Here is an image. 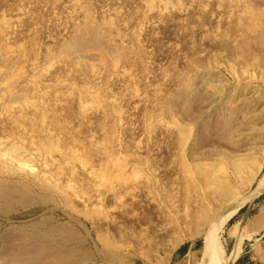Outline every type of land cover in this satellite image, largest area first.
Returning <instances> with one entry per match:
<instances>
[{"label":"rangeland","instance_id":"1","mask_svg":"<svg viewBox=\"0 0 264 264\" xmlns=\"http://www.w3.org/2000/svg\"><path fill=\"white\" fill-rule=\"evenodd\" d=\"M156 1L145 0L144 3V0L143 2L142 0L141 2L139 0H33L32 3V0H0V142L3 140L4 144L14 143L16 145L19 142V146L23 148L21 151L25 153L22 152V155L35 160L34 164L39 169L35 176H28L12 173L0 165V183H9L14 185V187L15 184L18 186L22 185L24 189H27V192L29 190L28 195L23 196V199H21L22 197H16V195L12 196L16 198L15 200L12 198L6 201L7 199L5 200L0 196V264H199L200 261L204 260L203 253L207 248L205 244L207 236L204 232L208 228L206 220L212 223L215 220V216L217 217L220 213V210L226 208L227 200L221 201L218 196V189L215 186L208 188L206 191L202 185H195L190 191L183 194L180 193L179 186L176 189L177 186L174 184V187L168 188L166 180H160L158 183L160 187L158 184L150 187V189L154 190H151L152 194L149 196L146 190L142 191L141 188L144 187V181L142 180L144 176L150 177L155 173L165 179L167 174H169V169L172 166H177L183 158H186L187 152V155L190 156L189 151L192 152L190 158L193 161L197 159L198 163L201 162L203 165L208 164V167L206 166L207 169L217 170L219 167L222 170L220 172H224L225 175L229 174L227 176L232 180L231 183H235L234 185L237 187L240 186V193L244 197L259 189L251 199L246 200L238 207L235 206V210H231L232 212L224 222L220 221L218 225L212 228L214 229V243L217 241L223 251V255L218 257L224 264H233L239 255L240 260L238 264H264V186L257 187L259 182L264 179V30L257 26V30L251 29L254 25L253 23H255V19H252L250 15L249 17L246 16V13L254 14L253 12H255L254 17L260 16V19L264 20V0H241L242 3H239L240 0H221L222 2L220 0H189V2L188 0H169L168 7L161 5L160 0L157 1L158 3ZM179 1L181 2L179 3ZM187 2L189 3L188 6H184ZM234 4H237L238 7L236 8ZM178 5L181 6L178 7ZM218 5L220 6L218 7ZM8 6L10 7L8 8ZM6 11L11 15H7ZM145 15L146 17H144ZM185 15H188V17ZM183 20L184 22H182ZM196 20L198 24H196ZM30 22L36 23L37 27L34 23ZM205 22L206 24H203ZM180 23L182 26H179ZM212 26L216 28L214 29ZM247 26L252 27L248 29ZM212 31H215V33ZM136 36L138 37L136 38ZM138 39L141 40L139 41ZM227 39L230 43L229 49L225 47ZM63 44L67 46L63 47ZM59 46H62L63 49ZM59 48L61 49L60 51ZM240 48H245L246 52L240 53L241 55L238 58L234 53L237 50L240 51ZM258 50L263 51L258 52ZM142 51H144L145 55ZM47 53L48 55H46ZM255 56L258 59L257 62L253 60ZM155 65L158 66L156 67ZM188 66L192 68L189 70ZM229 66H232L233 69H229ZM123 69L128 71L125 72ZM227 69H229V72ZM243 69L245 72L242 73ZM60 77L62 80H59ZM30 79L33 80L31 81ZM126 80L128 81L127 83ZM3 81H6V83ZM62 81H65L66 84ZM244 82L252 84L255 92H248L247 89L243 88H235L239 84H245ZM53 83L55 85L52 86ZM127 84L131 86L129 87ZM69 85L71 89H69ZM109 89L110 92L108 91ZM77 92L81 94H77ZM90 92L91 94H89ZM186 94L188 97H186ZM110 97L115 100H112ZM212 97L217 98L216 101H213L212 106H210L208 102ZM42 98H45V100ZM83 98L84 100H82ZM109 98L111 100H108ZM13 99L18 101H15V103ZM87 100L92 101L89 102ZM26 101L30 103L27 104ZM32 101H34V104H32ZM6 107L8 108L6 109ZM47 107H49L50 111L46 109ZM96 108L97 110H95ZM42 110L45 111L42 112ZM43 113L45 114L43 115ZM12 115L15 120H11ZM78 115L81 116L78 118ZM193 116L195 118L190 120ZM81 117L82 119H80ZM53 119L55 122L58 120L57 124ZM19 122L21 123L19 124ZM198 124L200 126L203 124V126L200 127ZM73 127L75 128L73 129ZM47 130L50 132H47ZM58 130L59 133H56ZM94 130L96 132H93ZM85 131L86 135L84 134ZM69 132L71 133L70 135ZM3 135L4 139H2ZM91 135H94L95 139L91 138ZM180 135L181 137L183 135L186 139L183 137L181 139ZM47 136L52 140H57L58 151L48 149V146H45L50 140ZM53 137L56 139H53ZM22 138L24 141H22ZM183 139L186 142H183ZM78 140L80 141L78 142ZM134 142L137 143L135 144ZM181 142L185 143V145L181 144ZM100 143L102 144L100 145ZM124 144L125 146L123 147ZM182 145L183 148L181 149ZM38 146L41 150L43 148L44 152L50 150L54 153L49 151V154L46 155L47 152L38 151ZM158 147L159 149H157ZM82 148L87 149L84 150ZM25 149L28 151L25 152ZM62 149L63 153L61 152ZM95 149L97 150L95 151ZM34 151L39 154H36ZM40 154H43L45 159ZM80 154L83 156L81 157ZM43 159H47L46 161L49 163L47 166H42ZM122 159H125V161ZM191 159H187L190 165L197 163L196 161L191 162ZM237 162L249 166L247 169H254L256 171L254 177L245 179L244 175L246 173L243 172L245 174L240 173L241 176L235 180L232 179L235 178L233 177L235 175L234 169H237L233 165H236ZM153 163L155 164L153 165ZM134 164L135 167L133 168ZM211 164H213V167ZM140 165L141 167H138ZM203 165L201 166L199 163L198 168H203ZM135 168L140 172L142 171L138 179H134L133 174L130 177L128 176ZM151 169L153 170L151 171ZM103 170L104 173H102ZM114 170H122V174L128 173V175L124 174L128 176L127 182H119L116 178L112 180V171ZM40 172H45V174H41ZM87 172L89 173L87 174ZM171 172L173 171L171 170L170 174H172ZM91 173L97 175V177H91ZM46 174L48 175L46 176ZM108 176H111V180H108ZM100 177H103L102 179L106 181L103 180L101 183L102 179ZM258 179L261 181H258ZM111 181L113 184H111ZM67 183L69 184L68 187ZM103 185L106 189L102 187ZM120 186L123 188L121 187L120 189ZM161 186L162 189L164 188V191L161 189ZM111 191H113L114 195ZM141 191L143 195L139 197L144 202L139 205L137 197ZM13 192L18 194L17 191ZM42 194L46 197L44 198ZM181 195H184V197ZM41 198H43V201ZM170 199L172 200L170 201ZM235 200L236 198L231 199L228 203H232ZM111 201L115 205V208ZM95 204L97 205L95 206ZM95 208L101 211L98 212ZM126 209L128 212H126ZM117 213L120 214L118 215ZM129 223L132 227H130ZM122 224L125 226H122ZM119 228L122 229L120 230ZM135 228H138L139 231L137 229L135 231ZM60 231H62V234ZM191 232L194 235L189 238L188 234H192ZM148 234L149 236H147ZM62 238H64L63 241L65 239L66 241L63 242ZM176 238H180V241L177 242ZM54 243H60L61 245L58 246V244L55 245ZM55 246H62L63 248H56V252ZM65 247H68V249ZM12 253L14 254V259L11 257ZM21 258L23 262L20 260Z\"/></svg>","mask_w":264,"mask_h":264},{"label":"bare ground","instance_id":"2","mask_svg":"<svg viewBox=\"0 0 264 264\" xmlns=\"http://www.w3.org/2000/svg\"><path fill=\"white\" fill-rule=\"evenodd\" d=\"M43 1V0H42ZM140 2H141V0H139ZM150 1V0H149ZM153 1V0H152ZM158 1V0H157ZM156 1V2H157ZM221 1V0H220ZM227 1V0H226ZM225 1V2H226ZM5 2V1H4ZM7 2V1H6ZM19 2H21V1H19ZM46 2V1H45ZM132 2V1H131ZM139 2V3H140ZM142 2H143V0H142ZM181 1H179V3H180ZM183 2V1H182ZM188 2H189V0H188ZM187 2V4L186 5H184V6H188V3ZM216 2V1H215ZM222 2V1H221ZM32 3H33V0H32ZM37 3V2H36ZM42 3V2H41ZM129 3V2H128ZM144 3H145V0H144ZM158 3V2H157ZM157 3H155V4H157ZM175 3V2H174ZM178 3V2H177ZM184 3V2H183ZM197 3H198V1H197ZM199 3H200V1H199ZM204 3H205V1H204ZM230 3V2H229ZM234 3V2H233ZM239 3H242L241 2V0H240V2ZM5 4V3H4ZM29 4V3H28ZM44 4V3H43ZM110 4V3H109ZM113 4V3H112ZM121 4H122V2H121ZM120 4V5H121ZM160 4L161 5H163L164 7H168V5H169V0L167 1V0H160ZM171 4H173L172 2H171ZM228 4V3H227ZM244 4V3H243ZM249 4V3H248ZM13 5V4H12ZM22 5V4H21ZM20 5V6H21ZM31 5H33V4H31ZM103 5V4H102ZM117 5V4H116ZM136 5V4H135ZM140 5V4H139ZM146 5H148V4H146ZM200 5H201V3H200ZM223 5V4H222ZM235 6H236V8L238 7V5L237 4H234ZM19 6V7H20ZM26 5H25V3H24V7H25ZM113 6V5H112ZM137 6V5H136ZM163 6H161L162 8H163ZM175 6V5H174ZM179 6H181V5H178V7ZM220 5H218V7H219ZM227 6V5H226ZM228 6H229V4H228ZM261 6V5H260ZM10 6H8V8H9ZM15 7H16V5H15ZM30 7V6H29ZM138 7V6H137ZM146 7V6H145ZM150 7H151V5H150ZM190 7V6H189ZM191 7H193V6H191ZM208 7V6H207ZM233 7V6H232ZM14 8V7H13ZM147 8V7H146ZM173 8V7H172ZM182 8V7H181ZM6 9H7V7H6ZM5 9V10H6ZM40 9V8H39ZM125 9H126V7H125ZM184 9H186V8H184ZM196 9V8H195ZM202 9V8H201ZM200 9V10H201ZM230 9V8H229ZM19 10V9H18ZM20 10H21V8H20ZM23 10V9H22ZM29 10V9H28ZM135 10V9H134ZM150 10V9H149ZM153 10H154V8H153ZM158 10V9H157ZM156 10V11H157ZM160 10H162V9H160ZM168 10V9H167ZM232 10V9H231ZM259 10V9H258ZM12 11V10H11ZM30 11V10H29ZM35 11V10H34ZM138 11V10H137ZM144 11V10H143ZM179 11V10H178ZM249 11V10H248ZM1 12V11H0ZM26 12H27V10H26ZM26 12H25V14H26ZM201 12V11H200ZM244 12V11H243ZM6 13H7V11H6ZM22 13V12H21ZM103 13V12H102ZM198 13V12H197ZM228 13H231V12H228ZM254 14H255V12H253ZM144 14V13H143ZM146 14V13H145ZM180 14V13H179ZM227 14V13H226ZM240 14H242V13H240ZM239 14V15H240ZM254 14H249V13H246V16H248L249 17V15H250V17H252V19L254 18L255 19V23H253L254 25H253V27L252 26H250V27H252L251 29H256V26L257 27H261V28H263V30H264V20H262V19H260V16L259 17H254L253 15ZM260 14V13H259ZM1 15V14H0ZM3 15V14H2ZM7 15H11V14H8L7 13ZM104 15V14H103ZM117 15V14H116ZM115 15V16H116ZM120 15V14H119ZM118 15V16H119ZM159 15V14H158ZM171 15V14H170ZM201 15V14H200ZM229 15V14H228ZM256 15H257V13H256ZM263 15V14H262ZM186 16V15H185ZM196 16H198L197 14H196ZM202 16V15H201ZM222 16V15H221ZM258 16V15H257ZM6 17V16H5ZM22 17V16H21ZM25 17V16H24ZM122 17V16H121ZM144 17H146V15L144 16ZM144 17H142V18H144ZM178 17V16H177ZM186 17H188V15L186 16ZM199 17V16H198ZM226 17H227V15H226ZM26 18V17H25ZM113 18H115V17H113ZM134 18V17H133ZM152 18V17H151ZM170 18V17H169ZM181 18V17H180ZM218 18V17H217ZM24 19V18H23ZM146 19V18H145ZM166 19V18H165ZM212 19V18H211ZM216 19V18H215ZM214 19V20H215ZM240 19V18H239ZM249 19V18H248ZM112 20H114V19H112ZM116 20H118V19H116ZM157 20V19H156ZM188 20H190V19H188ZM9 21V20H8ZM25 21V20H24ZM28 21H29V19H28ZM133 21V20H132ZM131 21V22H132ZM211 21V20H210ZM3 22V21H2ZM35 22V21H34ZM34 22H30V23H34ZM115 22V21H114ZM139 22H141L140 20H139ZM142 22H143V20H142ZM180 22H181V20H180ZM182 22H184V20L182 21ZM187 22V21H186ZM196 22V24H198L197 23V20L195 21ZM201 22V21H200ZM209 22V21H208ZM236 22V21H235ZM253 22V21H252ZM251 22V23H252ZM1 23V22H0ZM4 23V22H3ZM27 23V22H26ZM107 23H108V21H107ZM162 23V22H161ZM173 23V22H172ZM193 23V22H192ZM210 23V22H209ZM21 24V23H20ZM19 24V25H20ZM25 24V23H24ZM28 24V23H27ZM35 24V26H36V23H34ZM116 24V23H115ZM140 24H142V23H140ZM167 24H170V23H167ZM175 24V23H174ZM186 24V23H185ZM203 24H206V22L205 23H203ZM261 24H263V25H261ZM105 25V24H104ZM123 25V24H122ZM143 25V24H142ZM201 25H202V23H201ZM213 25V24H212ZM216 25H217V22H216ZM237 25V24H236ZM6 26V25H5ZM5 26H3V27H5ZM26 26V25H25ZM126 26V25H125ZM179 26H182L181 25V23H180V25ZM205 26V25H204ZM239 26V25H238ZM37 27V26H36ZM198 27V26H197ZM196 27V28H197ZM225 27V26H224ZM228 27V26H227ZM240 27V26H239ZM248 27V29H250V27L249 26H247ZM29 28V27H28ZM125 28H127V27H125ZM133 28H134V26H133ZM212 28H214L213 26H212ZM216 28V27H215ZM214 28V29H215ZM246 28V27H245ZM260 28V29H261ZM145 29V28H144ZM189 29H190V26H189ZM204 29V28H203ZM220 29V28H219ZM1 30V29H0ZM21 30V29H20ZM77 30V29H76ZM180 30V29H179ZM178 30V31H179ZM185 30H187L186 28H185ZM197 30V29H196ZM212 30V29H211ZM241 30V29H240ZM246 30V29H245ZM244 30V31H245ZM257 30V29H256ZM132 31V30H131ZM228 31V30H227ZM226 31V32H227ZM244 31H242V32H244ZM250 31V30H249ZM134 32V31H133ZM136 32V31H135ZM191 32V31H190ZM213 32V31H212ZM224 32V31H223ZM235 32V31H234ZM237 32H238V30H237ZM240 32V31H239ZM253 32H254V30H253ZM137 33V32H136ZM179 33V32H178ZM186 33V32H185ZM192 33V32H191ZM213 33H215V31L213 32ZM222 33V32H221ZM249 33H252V32H249ZM256 33V32H255ZM16 34V33H15ZM21 34V33H20ZM80 34V33H79ZM183 34H184V32H183ZM203 34V33H202ZM217 34V33H216ZM236 34V33H235ZM72 35V34H71ZM120 35V34H119ZM169 35H171V34H169ZM189 35V34H188ZM218 35V34H217ZM232 35V34H231ZM237 35H238V33H237ZM251 35V34H250ZM253 35V34H252ZM259 35V34H258ZM15 36V35H14ZM49 36V35H48ZM100 36V35H99ZM116 36H118V35H116ZM134 36V35H133ZM138 36H139V34H138ZM138 36H136V38L138 37ZM165 36V35H164ZM167 36V35H166ZM198 36H200V35H198ZM255 36V35H254ZM119 37V36H118ZM170 37V36H169ZM192 37V36H191ZM215 37V36H214ZM220 37H221V35H220ZM239 37V36H238ZM253 37V36H252ZM260 37V36H259ZM93 38V37H92ZM224 38V37H223ZM228 38V37H227ZM240 38V37H239ZM257 38V37H256ZM94 39V38H93ZM182 39H184V38H182ZM187 39H189V38H187ZM200 39V38H199ZM213 39V38H212ZM231 39H233L232 37H231ZM230 39V40H231ZM258 39V38H257ZM256 39V40H257ZM11 40V39H10ZM139 40V39H138ZM141 40V39H140ZM139 40V41H140ZM201 40V39H200ZM221 40V39H220ZM255 40V39H254ZM86 41V40H85ZM138 41V42H139ZM162 41H164V40H162ZM160 42V41H159ZM64 43V42H63ZM104 43V42H103ZM141 43V42H140ZM147 43H148V41H147ZM189 43V42H188ZM192 43V42H191ZM232 43H234V42H232ZM236 43V42H235ZM62 44V43H61ZM136 44V43H135ZM237 44H239V43H237ZM7 45V44H6ZM70 45V44H69ZM155 45V44H154ZM158 45V44H157ZM157 45H156V47H157ZM192 45V44H191ZM204 45V44H203ZM67 46V45H66ZM66 46H64V44H63V47H66ZM190 46V45H189ZM229 46H230V43H229V40L227 39V42H226V48L227 49H229ZM10 47V46H9ZM12 47V46H11ZM59 47H61V49H63V47L62 46H59ZM124 47V46H123ZM176 47V46H175ZM174 47V48H175ZM203 47V46H202ZM240 47V46H239ZM242 48H243V46H241ZM101 48V47H100ZM114 48V47H113ZM147 48V47H146ZM247 48H249V46H247ZM60 48H59V51L61 50ZM112 49V48H111ZM119 49V48H118ZM122 49V48H121ZM130 49V48H129ZM144 49V48H143ZM191 49V48H190ZM194 49V48H193ZM201 49V48H200ZM233 49V48H232ZM237 49V48H236ZM241 49V48H240ZM245 49V48H244ZM244 49H241L240 51H236V53H234L237 57L239 56V55H241L240 53H245L246 52V50H244ZM252 49V48H251ZM250 49V50H251ZM5 50V49H4ZM78 50V49H77ZM85 50H86V48H85ZM103 50H104V48H103ZM202 50V49H201ZM206 50V49H205ZM217 50H219V49H217ZM231 50V49H230ZM249 50V51H250ZM68 51H69V49H68ZM80 51V50H79ZM106 51V50H105ZM113 51V50H112ZM118 51H120V50H118ZM156 51V50H155ZM185 51V50H184ZM214 51V50H213ZM223 51V50H222ZM248 51V50H247ZM254 51V50H253ZM261 51V50H260ZM259 50H258V52H260ZM263 51V50H262ZM261 51V52H262ZM67 52V51H66ZM81 52V51H80ZM143 52V54H144V51H142ZM142 52H141V54H142ZM217 52V51H216ZM215 52V53H216ZM220 52V51H219ZM255 52V51H254ZM77 53V52H76ZM149 53H150V51H149ZM173 53V52H172ZM187 53V52H186ZM211 53H212V50H211ZM59 54V53H58ZM115 54V53H114ZM139 54V53H138ZM248 54V53H247ZM246 54V55H247ZM250 54V53H249ZM252 54V53H251ZM46 55H48V53L46 54ZM50 55V54H49ZM93 55V54H92ZM145 55V54H144ZM143 55V56H144ZM149 55H151V54H149ZM148 55V56H149ZM181 55V54H180ZM188 55V54H187ZM195 55H196V52H195ZM204 55H205V53H204ZM212 55V54H211ZM17 56V55H16ZM53 56H55V55H53ZM86 56V55H85ZM112 56H113V54H112ZM111 56V57H112ZM142 56V55H141ZM176 56V55H175ZM178 56V55H177ZM220 56V55H219ZM252 56V55H251ZM46 57V56H45ZM91 57V56H90ZM159 57V56H158ZM190 57V56H189ZM218 57V56H217ZM236 57V58H237ZM24 58V57H23ZM48 58V57H47ZM56 58H58V57H56ZM113 58V57H112ZM111 58V59H112ZM177 58V57H176ZM191 58V57H190ZM214 58V57H213ZM239 58V57H238ZM241 58V57H240ZM255 59H253L254 61H258V59L256 58V56L254 57ZM21 59V58H20ZM49 59H50V57H49ZM61 59V58H60ZM85 59V58H84ZM89 59V58H88ZM92 59V58H91ZM99 59V58H98ZM98 59H95V60H98ZM141 59H142V57H141ZM187 59V58H186ZM235 59V58H234ZM12 60V59H11ZM164 60V59H163ZM170 60V59H169ZM201 60V59H200ZM206 60V59H205ZM245 60V59H244ZM43 61V60H42ZM46 61V60H45ZM82 61V60H81ZM99 61V60H98ZM199 61V60H198ZM226 61V60H225ZM51 62H52V60H51ZM88 62V61H87ZM94 62H96V61H94ZM112 62V61H111ZM142 62H143V60H142ZM152 62V61H151ZM169 62V61H168ZM183 62H185V61H183ZM188 62V61H187ZM206 62V61H205ZM54 63V62H53ZM144 63H146L145 61H144ZM149 63V62H148ZM189 63V62H188ZM207 63V62H206ZM227 63V62H226ZM230 63V62H229ZM235 63V62H234ZM260 63V62H259ZM14 64V63H13ZM89 64V63H88ZM150 64V63H149ZM236 65H237V63H235ZM34 65V64H33ZM47 65H50V64H47ZM46 65V66H47ZM117 65V64H116ZM145 65V64H144ZM148 65V64H147ZM229 65V64H228ZM238 65H241V64H238ZM38 66V65H37ZM52 66V65H51ZM114 66V65H113ZM156 66V65H155ZM158 66V65H157ZM156 66V67H157ZM190 66V65H189ZM188 66V67H189ZM244 66V65H243ZM242 66V67H243ZM14 67V66H13ZM31 67V66H30ZM49 67V66H48ZM78 67V66H77ZM154 67V66H153ZM162 67V66H161ZM171 67H173V66H171ZM187 67V68H188ZM208 67H209V65H208ZM47 68V67H46ZM192 67H189L188 69L190 70ZM198 68V67H197ZM206 68V67H205ZM229 69H233V67L232 66H229L228 67ZM245 68V67H244ZM22 69V68H21ZM32 69H33V67H32ZM120 69V68H119ZM130 69H132V68H130ZM200 69V68H199ZM202 69V68H201ZM229 69H227V71L229 70ZM236 69V68H235ZM239 69V68H238ZM259 69V68H258ZM264 69V68H263ZM2 70V69H1ZM11 70V69H10ZM55 70V69H54ZM122 70V69H121ZM124 70V69H123ZM147 70V69H146ZM163 70V69H162ZM175 70V69H174ZM185 70V69H184ZM183 70V71H184ZM189 70H188V72H189ZM209 70V69H208ZM125 71V70H124ZM126 71H128V70H126ZM125 71V72H126ZM177 71V70H176ZM205 71H206V69H205ZM259 71V70H258ZM263 71V70H262ZM12 72V71H11ZM47 72V71H46ZM58 72V71H57ZM151 72V71H150ZM155 72V71H154ZM167 72V71H166ZM169 72H171V70H169ZM168 72V73H169ZM229 72V71H228ZM234 72V71H233ZM239 72H240V70H239ZM243 72H245L244 71V69H243V71H242V73ZM5 73H7V72H5ZM61 73V72H60ZM129 73V72H128ZM164 73V72H163ZM175 73V72H174ZM173 73V74H174ZM195 73V72H194ZM241 73V74H242ZM63 74V73H62ZM126 74V73H125ZM183 74H185V73H183ZM235 74V73H234ZM239 74V73H238ZM246 75H248L247 73H245ZM36 75H38V74H36ZM35 75V76H36ZM40 75V74H39ZM57 75H58V73H57ZM56 75V76H57ZM61 75V74H60ZM127 75V74H126ZM161 75V74H160ZM193 75V74H192ZM233 75V74H232ZM252 75V74H251ZM3 76V75H2ZM18 76V75H17ZM20 76V75H19ZM32 76V75H31ZM53 76V75H52ZM63 76V75H62ZM61 76V77H62ZM129 76V75H128ZM131 76V75H130ZM163 76V75H162ZM188 76V75H187ZM239 76V75H238ZM241 76V75H240ZM13 77V76H12ZM60 77V78H61ZM161 77V76H160ZM37 78V77H36ZM54 78H55V76H54ZM54 78H53V80H54ZM57 78H58V76H57ZM59 78V80H62V78L60 79ZM234 78V77H233ZM236 78H238V77H236ZM246 78V77H245ZM251 78V77H250ZM1 79V78H0ZM26 79V78H25ZM127 79V78H126ZM164 79V78H163ZM8 80V79H7ZM31 80V79H30ZM29 80V81H30ZM33 80V79H32ZM31 80V81H32ZM52 80V79H51ZM58 80V79H57ZM56 80V81H57ZM123 80V79H122ZM121 80V81H122ZM146 80V79H145ZM151 80V79H150ZM176 80V79H175ZM234 80H235V78H234ZM237 80V79H236ZM239 80V79H238ZM247 80V79H246ZM263 80V79H262ZM11 81V80H10ZM55 81V82H56ZM70 81V80H69ZM251 81V80H250ZM4 82V81H3ZM54 82V83H55ZM58 82V81H57ZM61 82V81H60ZM63 82V81H62ZM128 81L126 80V83H127ZM199 82H200V80H199ZM240 82V81H239ZM249 82V81H248ZM258 82V81H257ZM4 83H6V81L4 82ZM25 83V82H24ZM36 83V82H35ZM52 84V86L53 85H55V84ZM63 83H65V81L63 82ZM120 83V82H119ZM123 83V82H122ZM174 83H176V82H174ZM215 83V82H214ZM237 83V82H236ZM245 83V82H244ZM40 84H41V82H40ZM39 84V85H40ZM45 84H47V83H45ZM61 84V83H60ZM66 84V83H65ZM68 84V83H67ZM72 84V83H71ZM125 84V83H124ZM123 84V85H124ZM213 84V83H212ZM42 85V84H41ZM51 85V84H50ZM59 85V84H58ZM64 85V84H63ZM126 85V84H125ZM124 85V86H125ZM128 86H129V84H127ZM154 85H155V83H154ZM159 85H160V83H159ZM234 85V84H233ZM11 86V85H10ZM13 86V85H12ZM70 86V85H69ZM82 86V85H81ZM117 86V85H116ZM119 86V85H118ZM131 86V85H130ZM129 86V87H130ZM134 86V85H133ZM209 86V85H208ZM216 86V85H215ZM236 86V85H235ZM48 87V86H47ZM64 87H65V85H64ZM111 87V86H110ZM123 87V86H122ZM127 87V86H126ZM135 87V86H134ZM160 87V86H159ZM40 88V87H39ZM61 88V87H60ZM67 88V87H66ZM78 88V87H77ZM177 88V87H176ZM223 88V87H222ZM235 88H243V89H247L248 90V92H255L254 91V86H252V84L250 85V84H239L237 87H235ZM7 89V88H6ZM63 89H65V88H63ZM69 89H71V86H70V88ZM81 89H83V88H81ZM95 89V88H94ZM126 89V88H125ZM154 89H155V87H154ZM25 90V89H24ZM30 90V89H29ZM58 90V89H57ZM76 90H79V89H76ZM128 90H129V88H128ZM217 90V89H216ZM63 91V90H62ZM69 91V90H68ZM82 91V90H81ZM107 91V90H106ZM109 92H110V89L108 90ZM182 91V90H181ZM41 92V91H40ZM83 92V91H82ZM85 92V91H84ZM177 92V91H176ZM236 92V91H235ZM4 93V92H3ZM39 93V92H38ZM47 93V92H46ZM56 93H57V91H56ZM68 93H70V92H68ZM79 92H77V94H78ZM86 93V92H85ZM96 93V92H95ZM112 93V92H111ZM181 93V92H180ZM34 94V93H33ZM79 94H81V93H79ZM84 94V93H83ZM89 94H91V92L89 93ZM208 94V93H207ZM41 95V94H40ZM63 95V94H62ZM113 95V94H112ZM115 95H116V93H115ZM114 95V96H115ZM194 95V94H193ZM240 95V94H239ZM245 95V94H244ZM2 96V95H1ZM76 96V95H75ZM108 96V95H107ZM135 96V95H134ZM77 97V96H76ZM78 97H80V96H78ZM84 97H85V95H84ZM182 97V96H181ZM186 97H188L187 96V94H186ZM229 97V96H228ZM29 98V97H28ZM70 98H72V97H70ZM87 98V97H86ZM111 98V97H110ZM108 99V100H111V99ZM201 98V97H200ZM216 98L217 97H212L211 99H209L210 101L208 102V103H210L209 105L210 106H212V104H213V101H216ZM8 99V98H7ZM43 99V98H42ZM80 99V98H79ZM78 99V100H79ZM187 99V98H186ZM14 100V99H13ZM38 100V99H37ZM43 100H45V98L43 99ZM47 100V99H46ZM68 100V99H67ZM82 100H84V98L82 99ZM81 100V101H82ZM112 100H115L114 98L112 99ZM9 101V100H8ZM16 100H14V102H15ZM18 101V100H17ZM16 101V102H17ZM21 101V100H20ZM42 101V100H41ZM40 101V102H41ZM60 101V100H59ZM87 101H89V100H87ZM86 101V102H87ZM90 101H92V100H90ZM89 101V102H90ZM132 101V100H131ZM169 101V100H168ZM235 101V100H234ZM5 102V101H4ZM10 103H12L11 101H9ZM9 102H7L8 104H9ZM15 102V103H16ZM27 102V101H26ZM37 102V101H36ZM57 102V101H56ZM61 102V101H60ZM79 102V101H78ZM115 102V101H114ZM128 102V101H127ZM222 102V101H221ZM253 102V101H252ZM6 103V102H5ZM28 103H30V102H27V104ZM69 103H70V101H69ZM74 103V102H73ZM93 103H94V101H93ZM92 103V104H93ZM116 103V102H115ZM233 103V102H232ZM3 104V103H2ZM8 104H6V105H8ZM20 104H22V103H20ZM20 104H18V105H20ZM32 104H34V101H32ZM44 104V103H43ZM83 104V103H82ZM84 104H86V103H84ZM90 104V103H89ZM111 104H113V103H111ZM126 104V103H125ZM216 104V103H215ZM224 104V103H223ZM227 104V103H226ZM249 104V103H248ZM251 104V103H250ZM17 105V104H16ZM36 105V104H35ZM47 105V104H46ZM62 105V104H61ZM64 105V104H63ZM128 105H129V103H128ZM139 105V104H138ZM5 106V105H4ZM44 106V105H43ZM48 106H50V105H48ZM83 106V105H82ZM81 106V107H82ZM90 106V105H89ZM134 106V105H133ZM136 106V105H135ZM228 106V105H227ZM236 106V105H235ZM8 107H9V105H8ZM8 107H6V109L8 108ZM19 107H21V106H19ZM18 107V108H19ZM26 107V106H25ZM33 107V106H32ZM60 107V106H59ZM64 107V106H63ZM78 107V106H77ZM91 107V106H90ZM96 107V106H95ZM112 107V106H111ZM116 107V106H115ZM114 107V108H115ZM122 107V106H121ZM229 107V106H228ZM35 108V107H34ZM49 107H47L46 109H48ZM56 108V107H55ZM58 108V107H57ZM80 108V107H79ZM94 108V107H93ZM113 108V109H114ZM119 108V107H118ZM118 108H116L117 110H118ZM124 108H126V107H124ZM3 109V108H2ZM45 109V110H46ZM82 109V108H81ZM85 109V108H84ZM89 109V108H88ZM87 109V110H88ZM115 109V110H116ZM132 109V108H131ZM174 109V108H173ZM37 110H38V108H37ZM44 110V111H45ZM49 111H50V109H48ZM74 110V109H73ZM86 110V111H87ZM95 110H97V108L95 109ZM128 110V109H127ZM226 110V109H225ZM225 110H224V112H225ZM34 111V110H33ZM39 111V110H38ZM43 110H42V112H44ZM47 111V110H46ZM59 111V110H58ZM79 111V110H78ZM119 111V110H118ZM129 111V110H128ZM181 111V110H180ZM206 111V110H205ZM205 111H203L204 113H205ZM215 111V110H214ZM2 112V111H1ZM8 112H9V110H8ZM7 112V113H8ZM11 112V111H10ZM35 112V111H34ZM40 112V111H39ZM41 112V113H42ZM53 112V111H52ZM120 112H121V110H120ZM223 112V113H224ZM254 112V111H253ZM6 113V112H5ZM25 113V112H24ZM46 113V112H45ZM45 113H43V115L45 114ZM69 113V112H68ZM74 113V112H73ZM89 113V112H88ZM95 113V112H94ZM126 113V112H125ZM125 113H124V115H125ZM185 113V112H184ZM214 113V112H213ZM228 113V112H227ZM36 114V113H35ZM34 114V115H35ZM39 114V113H38ZM122 114H123V112H122ZM127 114V113H126ZM131 114H132V112H131ZM136 114V113H135ZM134 114V115H135ZM199 114V113H198ZM201 114V113H200ZM1 115V114H0ZM5 115V114H4ZM26 115V114H25ZM33 115V114H32ZM63 115V114H62ZM73 115V114H72ZM76 115V114H75ZM90 115V114H89ZM97 115V114H96ZM121 115V114H120ZM119 115V116H120ZM141 115V114H140ZM211 115H213V114H211ZM210 115V116H211ZM245 115V114H244ZM24 116V115H23ZM31 116V115H30ZM37 116V115H36ZM40 116V115H39ZM47 116H48V114H47ZM46 116V118H48ZM55 116V115H54ZM79 116H81V115H78V118H79ZM83 116V115H82ZM199 116V115H198ZM229 116H231V115H229ZM9 117H10V115H9ZM12 118H11V120L13 119V120H15L14 118H13V115L11 116ZM43 117V116H42ZM51 117V116H50ZM56 117V116H55ZM68 117V116H67ZM74 117V116H73ZM121 117V116H120ZM133 117V116H132ZM172 117V116H171ZM200 117V116H199ZM32 118V117H31ZM39 118V117H38ZM44 118V117H43ZM42 118V119H43ZM70 118V117H69ZM85 118V117H84ZM100 118V117H99ZM134 118V117H133ZM178 118V117H177ZM195 117L193 116V118L192 119H190V120H193ZM197 118V117H196ZM209 118V117H208ZM6 119V118H5ZM4 119V120H5ZM26 119H27V117H26ZM34 119V118H33ZM80 119H82V117L80 118ZM91 119V118H90ZM89 119V120H90ZM207 119V118H206ZM21 120H22V118H21ZM36 120V119H35ZM50 120V119H49ZM121 120H123L122 118H121ZM7 121V120H6ZM18 121V120H17ZM33 121V120H32ZM40 121V120H39ZM43 121V120H42ZM51 121V120H50ZM53 121H54V119H53ZM58 121V120H57ZM56 121V122H57ZM78 121V120H77ZM119 121V120H118ZM206 121V120H205ZM52 122V121H51ZM55 122V121H54ZM55 122V123H56ZM74 122V121H73ZM93 122V121H92ZM100 122V121H99ZM120 122V121H119ZM154 122V121H153ZM207 122H208V120H207ZM206 122V123H207ZM210 122V121H209ZM1 123V122H0ZM12 123V122H11ZM18 123V122H17ZM21 122H19V124H20ZM26 123V122H25ZM49 123V122H48ZM225 123V122H224ZM52 124H53V122H52ZM51 124V125H52ZM57 124V123H56ZM132 124V123H131ZM154 124V123H153ZM50 125V124H49ZM78 125V124H77ZM135 125V124H134ZM137 125V124H136ZM155 125V124H154ZM158 125V124H157ZM156 125V126H157ZM166 125V124H165ZM18 126V125H17ZM22 126H23V124H22ZM24 126H25V124H24ZM26 126H27V123H26ZM25 126V127H26ZM54 126V125H53ZM60 126V125H59ZM73 126V125H72ZM83 126V125H82ZM91 126H93V125H91ZM97 126V125H96ZM96 126H95V130H96ZM120 126H121V124H120ZM152 126V125H151ZM198 126H200L199 124H198ZM202 126H203V124H202ZM202 126H200V127H202ZM4 127V126H3ZM15 127V126H14ZM41 127V126H40ZM62 127V126H61ZM85 127V126H84ZM100 127V126H99ZM105 127H106V125H105ZM154 127V126H153ZM158 127V126H157ZM168 127V126H167ZM196 127H197V125H196ZM2 128V127H1ZM13 128V127H12ZM23 128V127H22ZM38 128V127H37ZM51 128V127H50ZM53 128V127H52ZM64 128V127H63ZM70 128H72V127H70ZM75 127H73V129H74ZM83 128V127H82ZM87 128V127H86ZM85 128V129H86ZM89 128V127H88ZM136 128V127H135ZM155 128V127H154ZM161 128H163V127H161ZM187 128H189V127H187ZM232 128V127H231ZM4 129H5V127H4ZM25 129V128H24ZM59 129H60V127H59ZM81 129V128H80ZM94 129V128H93ZM153 129V128H152ZM33 130V129H32ZM31 130V131H32ZM43 130V129H42ZM51 130V129H50ZM67 130V129H66ZM65 130V131H66ZM77 130V129H76ZM93 131V132H96V131ZM107 130V129H106ZM116 130V129H115ZM157 130V129H156ZM5 131V130H4ZM3 131V132H4ZM12 131V130H11ZM16 131V130H15ZM21 131H22V129H21ZM29 131V130H28ZM49 130H47V132H48ZM61 131V130H60ZM68 131V130H67ZM66 131V133H68ZM73 131V130H72ZM117 131V130H116ZM137 131V130H136ZM165 131V130H164ZM167 131V130H166ZM173 131V130H172ZM183 131H184V129H183ZM206 131H208V130H206ZM225 131V130H224ZM2 132V133H3ZM33 132V131H32ZM38 132V131H37ZM41 132V131H40ZM43 132V131H42ZM50 132V131H49ZM52 132V131H51ZM107 132V131H106ZM131 132H132V129H131ZM185 132H186V130H185ZM226 132V131H225ZM232 132V131H231ZM5 133V132H4ZM56 133H59V130H58V132H56ZM75 133H77L76 131H75ZM90 133H92V132H90ZM171 133V132H170ZM1 134V133H0ZM20 134V133H19ZM31 135H32V133H30ZM46 134V133H45ZM51 134V133H50ZM71 133L69 132V135H70ZM85 135H86V131H85V133H84ZM88 134V133H87ZM118 134H120V133H118ZM117 134V135H118ZM150 134V133H149ZM230 134H232V133H230ZM229 134V135H230ZM34 135V134H33ZM80 135H82L81 133H80ZM237 135V134H236ZM19 136V135H18ZM21 136V135H20ZM36 136V135H35ZM34 136V137H35ZM41 136V135H40ZM58 136V135H57ZM72 136V135H71ZM77 136V135H76ZM113 136V135H112ZM133 136V135H132ZM171 136V135H170ZM172 136H173V134H172ZM176 136H177V134H176ZM204 136V135H203ZM8 137V136H7ZM30 137V136H29ZM28 137V138H29ZM43 137V136H42ZM41 137V138H42ZM50 137V136H49ZM80 137V136H79ZM94 138V135L92 136L91 135V138ZM105 137V136H104ZM110 137V136H109ZM174 137V136H173ZM180 137H181V135H180ZM182 137H183V135H182ZM182 137H181V139H182ZM18 138V137H17ZM27 138V139H28ZM36 138V137H35ZM37 138H39L38 136H37ZM47 138H48V136H47ZM55 137H53V139H54ZM58 138H59V136H58ZM71 138V137H70ZM83 138H84V136H83ZM106 138V137H105ZM118 138V137H117ZM120 138V137H119ZM155 138V137H154ZM171 138V137H170ZM184 138V137H183ZM2 139H4V135H3V138ZM48 139H50V138H48ZM56 139V138H55ZM77 139V138H76ZM79 139V138H78ZM86 139V138H85ZM84 139V140H85ZM95 139V138H94ZM152 139V138H151ZM177 139L179 140V138H178V136H177ZM184 139H186V138H184ZM183 139V142L185 141L186 142V140H184ZM16 140V139H15ZM30 140H31V138H30ZM42 140V139H41ZM118 140V139H117ZM148 140V139H147ZM150 140V139H149ZM155 140V139H154ZM161 140V139H160ZM178 140H177V142H178ZM223 140H224V138H223ZM3 141V140H2ZM0 142V146L2 147H0V165H2L5 169H8V170H10L12 173H16V174H20V175H28V176H35V174L36 173H38V171H39V169L37 168V166H36V164H34V161L35 160H32L30 157H25V156H23L22 155V152L23 151H21V149H23L21 146H19L20 145V143L18 142V145H16V144H4L3 142ZM8 141V140H7ZM10 141V140H9ZM17 141V140H16ZM18 141H20L19 139H18ZM22 141H24L23 140V138H22ZM21 141V142H22ZM39 141V140H38ZM80 140H78V142H79ZM108 141V140H107ZM138 141V140H137ZM4 142H5V140H4ZM15 142V141H14ZM66 142V141H65ZM76 142H77V140H76ZM84 142V141H83ZM91 142V141H90ZM118 142V141H117ZM120 142V141H119ZM146 142V141H145ZM157 142V141H156ZM183 142H181V144H183ZM6 143V142H5ZM10 143H12V142H10ZM22 143H24V142H22ZM41 143V142H40ZM57 140H52V139H50L49 141H48V144H46L45 146H48V149H54L55 151H58V145H57ZM92 143V142H91ZM135 143V142H134ZM137 143V142H136ZM135 143V144H136ZM149 143V142H148ZM147 143V144H148ZM159 143V142H158ZM217 143V142H216ZM263 143V142H262ZM38 144V143H37ZM85 144V143H84ZM102 143H100V145H101ZM112 144V143H111ZM115 144V143H114ZM146 144V145H147ZM154 144V143H153ZM162 144H164V143H162ZM33 145V144H32ZM39 145V144H38ZM64 145V144H63ZM68 145H70V144H68ZM67 145V146H68ZM75 145V144H74ZM74 145H73V147H74ZM89 146H92V145H90V144H88ZM96 145V144H95ZM99 145V146H100ZM107 145V144H106ZM119 145V144H118ZM156 145V144H155ZM170 145V144H169ZM183 145H185V143L183 144ZM183 145L181 146V149L183 148ZM30 146V145H29ZM61 146H62V144H61ZM67 146H64V147H67ZM77 146H78V144H77ZM77 146H75V147H77ZM94 146V145H93ZM125 146V144L123 145V147ZM174 146H176V145H174ZM173 146V147H174ZM180 146V145H179ZM187 146V145H186ZM227 146V145H226ZM32 147V146H31ZM42 147V146H41ZM44 147V146H43ZM86 147V146H85ZM105 147V146H104ZM109 147V146H108ZM167 147V146H166ZM185 147V146H184ZM212 147V146H211ZM37 148V147H36ZM38 148H39V146H38ZM47 148V147H46ZM61 148H63V147H61ZM60 148V149H61ZM72 148V147H71ZM94 148H95V146H94ZM121 148V147H120ZM147 148V147H146ZM162 148V147H161ZM160 148V149H161ZM179 148V147H178ZM186 148V147H185ZM184 148V149H185ZM34 149H35V147H34ZM66 149V148H65ZM65 149H64V151H65ZM69 149V148H68ZM73 149V148H72ZM82 149H84V148H82ZM87 149V148H86ZM86 149H84V150H86ZM91 149V148H90ZM97 149H99V148H97ZM97 149H95V151L97 150ZM112 149H113V147H112ZM123 149V148H122ZM149 149V148H148ZM157 149H159V147L157 148ZM183 149V150H184ZM187 149V148H186ZM185 149V150H186ZM189 149H190V147H189ZM195 149V148H194ZM41 149L39 148V150L38 151H40ZM44 149L42 148V150L41 151H43ZM53 150V151H54ZM77 150V149H76ZM83 150V151H84ZM89 150V149H88ZM87 150V151H88ZM117 150V149H116ZM150 150V149H149ZM164 150V149H163ZM25 152L26 151H28L27 149H25L24 150ZM36 151H37V149H36ZM50 151V150H49ZM48 150L46 151V152H44V153H46V155H48L49 152ZM78 151V150H77ZM113 151H114V149H113ZM144 151V150H143ZM159 151V150H158ZM157 151V152H158ZM161 151V150H160ZM177 151V150H176ZM246 151V150H245ZM30 152V151H29ZM35 152V151H34ZM50 152H52V151H50ZM62 153H63V149H62V151H61ZM67 152H69V151H67ZM72 152H74V151H72ZM71 152V153H72ZM80 152V151H79ZM89 152V151H88ZM87 152V153H88ZM100 152V151H99ZM150 152V151H149ZM152 152V151H151ZM156 152V151H155ZM182 153H183V151H181ZM24 153V152H23ZM36 154H39V153H37V152H35ZM43 153V154H44ZM52 153H54V152H52ZM58 153V152H57ZM60 153V152H59ZM76 153V152H75ZM78 153V152H77ZM96 153H98V152H96ZM146 153V152H145ZM167 153H168V151H167ZM25 154V153H24ZM29 154V153H28ZM43 154L41 155V156H43ZM66 154V153H65ZM90 154V153H89ZM106 154V153H105ZM109 154V153H108ZM119 154H120V152H119ZM165 154V153H164ZM184 154V153H183ZM188 154V152L186 153V158H183L182 159V161L177 165V166H172L170 169L169 168H167V169H169L170 171L172 170L173 172H171L172 174H170V171H169V174H167V177L166 176H164V177H166L165 179H163L162 177H160L159 175H157V174H155V173H153L152 174V176H150V177H148V176H144V179H142L143 181H144V187H141L142 188V191H144V190H146V192H147V195L149 196L150 194H152V192H151V190H154V189H150V187L151 186H153V185H157L159 182H160V180H166V185L168 186V188L169 187H174V184L177 186V188L176 189H178V186H179V191H180V193H183L184 194V192H188V191H190V189L191 188H193L195 185H202V187H204L205 189H206V191L208 190V188H211L212 186H215L217 189H218V196H219V198L221 199V201L222 200H227L226 202H227V206H226V208H224L223 210L221 209L220 210V213L217 215V217L215 216V220L212 222V223H210L208 220H206V224H207V226H208V228H207V230H204V232H205V234H206V236H207V238H205V244H206V246H207V248L205 249V251H204V253H203V257H204V260H202V261H200L199 262V264H224L221 260H220V258L218 257V256H220V255H223V251H222V249L220 248V246L218 245V243H217V241L214 243V227L216 226V225H218V222H220V221H225L226 219H227V217L229 216V214L232 212V211H234L235 209L234 208H236L235 206H240L241 204H243L246 200H248V199H251V197L253 196V195H255V193L259 190H257L256 192H255V190L252 192V193H250L249 195H247L246 197H244V195H241V193H240V186H236V185H234V184H232L231 183V179L229 178V176H227V175H229V174H227V175H225L224 174V172H220V171H222L221 170V168H219L218 167V169L217 170H210V169H207V165H203L201 162H199L200 163V165L202 166H204L203 168H198V166H199V163L197 162V159H194V161L190 158L191 157V154H192V152L191 151H189V155L190 156H188L187 155ZM31 155V154H30ZM52 155V154H51ZM74 155V154H73ZM78 155V154H77ZM92 155H93V153H92ZM99 155H100V153H99ZM123 155V154H122ZM182 155V154H181ZM185 155V154H184ZM40 156V157H41ZM54 156V155H53ZM80 156H81V154H80ZM83 156V155H82ZM81 156V157H82ZM84 156H86V155H84ZM117 156V155H116ZM121 156V155H120ZM143 156V155H142ZM149 156V155H148ZM163 156V155H162ZM172 156V155H171ZM170 156V157H171ZM32 157V156H31ZM35 157V156H34ZM33 157V158H34ZM46 157V156H45ZM48 157H50V156H48ZM63 157V156H62ZM67 157V156H66ZM73 157V156H72ZM78 157H79V155H78ZM77 157V158H78ZM111 157V156H110ZM109 157V160L111 161V158ZM140 157V156H139ZM160 157V156H159ZM164 157H166V156H164ZM173 157V156H172ZM193 157V156H192ZM43 158H44V156H43ZM47 158V157H46ZM51 158V157H50ZM64 158V157H63ZM84 158V157H83ZM116 158V157H115ZM123 158V157H122ZM138 158V157H137ZM153 158H155V156H153ZM161 158V157H160ZM45 159V158H44ZM43 159V160H44ZM61 159V158H60ZM66 160H67V158H65ZM76 159V158H75ZM107 159V158H106ZM127 159V158H126ZM148 159H150V158H148ZM156 159V158H155ZM165 159H167V158H165ZM172 159V158H171ZM187 159H191V162H197V163H194V164H192V165H190L189 164V162L187 161ZM203 159H204V157H203ZM39 160V159H38ZM41 160V159H40ZM47 160V159H46ZM46 160H44V161H42L43 163H42V166H47L49 163H48V161H46ZM57 160V159H56ZM55 160V161H56ZM59 160V159H58ZM69 160H70V157H69ZM115 160V159H114ZM123 160V159H122ZM121 160V161H122ZM142 160V159H141ZM161 160V159H160ZM168 160V159H167ZM72 161V160H71ZM75 161V160H74ZM98 161H100V160H98ZM115 161H118L117 159L115 160ZM120 161V160H119ZM123 161H125V159L123 160ZM129 161V160H128ZM151 161V160H150ZM166 161V160H165ZM168 161H170V160H168ZM190 161V160H189ZM50 162V161H49ZM69 162V161H68ZM73 162V161H72ZM71 162V163H72ZM77 162V161H76ZM106 162V161H105ZM109 162V161H108ZM112 162H114V161H112ZM156 162V161H155ZM170 162H172V161H170ZM35 163H37V162H35ZM40 163V162H39ZM59 163H61V162H59ZM101 163V162H100ZM103 163V162H102ZM111 163V162H110ZM123 163V162H122ZM136 163H138V162H136ZM135 163V164H136ZM145 163H146V161H145ZM231 163V162H230ZM52 164V163H51ZM65 164V163H64ZM63 164V165H64ZM69 164V163H68ZM83 164V163H82ZM125 164V163H124ZM123 164V165H124ZM135 164H134V166H133V168L135 167ZM141 164H142V162H141ZM155 163H153V165H154ZM168 164V163H167ZM217 164V163H216ZM246 164V163H245ZM39 165V164H38ZM62 165V164H61ZM101 165V164H100ZM168 165H170V164H168ZM212 165V167H213V164H211ZM41 166V165H40ZM41 166V167H42ZM83 166H85L84 164H83ZM152 166V165H151ZM163 166H164V164H163ZM207 166V167H206ZM233 166H236V168L237 169H234L235 170V175L233 176V175H231V176H233V177H235V178H232V179H237L239 176H241V174L240 173H243V172H245L246 173V175H244L245 176V179L246 178H253L254 177V175H255V173H256V171L254 170V169H252V170H250V169H247L249 166H245V165H243L242 163H239V162H237L236 163V165L234 164ZM65 167V166H64ZM70 167H71V165H70ZM77 167V166H76ZM80 167V166H79ZM82 167V166H81ZM102 167V166H101ZM121 167V166H120ZM125 167V166H124ZM138 167H141V165L140 166H138ZM143 167V166H142ZM155 167V166H154ZM157 167H158V165H157ZM161 167V166H160ZM221 167V166H220ZM1 168V167H0ZM3 168V169H4ZM44 168V167H43ZM95 168V167H94ZM105 168V167H104ZM106 168H107V163H106ZM132 168V167H131ZM164 168H166V167H164ZM51 169H52V167H51ZM66 169V168H65ZM69 169V168H68ZM96 169H98V168H96ZM140 169V168H139ZM75 170V169H74ZM100 170V169H99ZM102 170V169H101ZM111 170V169H110ZM126 170V169H125ZM124 170V171H125ZM144 170V169H143ZM153 169H151V171H152ZM157 170V169H156ZM166 170V169H165ZM243 170V171H242ZM1 171V170H0ZM9 171V172H10ZM242 171V172H241ZM255 171V172H254ZM102 172V171H101ZM122 172V170L121 171H112V180H113V178H116V179H118V181L119 182H127V178H128V176L130 177L132 174V176H133V178L134 179H138V177H140V173L142 172H140L137 168H135L132 172H131V174L130 175H128V173H126L128 176H125L124 174L125 173H121ZM129 172H130V170H129ZM144 172H145V170H144ZM159 172V171H158ZM167 172V171H166ZM233 172V171H232ZM254 172V173H253ZM4 173V172H3ZM6 173V172H5ZM41 173V172H40ZM43 174H45V172H42ZM41 173V174H42ZM51 173V172H50ZM89 172H87V174H88ZM95 173V172H94ZM102 173H104V170H103V172ZM107 173H108V169H107ZM106 173V174H107ZM160 173V172H159ZM245 173H243V174H245ZM9 175H10V173H8ZM92 174V173H91ZM90 174V175H91ZM97 174V173H96ZM147 174H148V171H147ZM232 174V173H231ZM1 175V174H0ZM6 175V174H5ZM48 174H46V176H47ZM103 175H105V174H103ZM108 175V174H107ZM145 175V174H144ZM150 175V174H149ZM161 175V174H160ZM3 176V175H2ZM45 176V175H44ZM57 176V175H56ZM88 176V175H87ZM94 176H96L97 177V175H91V177H93L94 178ZM163 176V175H162ZM37 177V176H36ZM109 177V176H108ZM143 177V176H142ZM19 178V177H18ZM44 178H46V177H44ZM47 178H49V177H47ZM78 178V177H77ZM81 178V177H80ZM84 178V177H83ZM101 179L103 178V177H100ZM1 179H3V178H1ZM41 179V178H40ZM65 179V178H64ZM69 179V178H68ZM97 179V178H96ZM260 179H261V177H260ZM260 179H258V181L260 180ZM30 180V179H29ZM43 180V179H42ZM66 180V179H65ZM81 180V179H80ZM104 179H102L100 182L102 183V181H103ZM108 180H111V176L109 177V179ZM94 181V180H93ZM104 181H106V180H104ZM139 181H141V180H139ZM245 181H248V180H245ZM261 181V180H260ZM7 182V181H6ZM52 182V181H51ZM58 182V181H57ZM71 182V181H70ZM109 182V181H108ZM112 182V181H111ZM115 182V181H114ZM134 182V181H133ZM132 182V183H133ZM242 182V181H241ZM240 182V183H241ZM79 183V182H78ZM99 183V182H98ZM100 183V184H101ZM110 183V182H109ZM165 183V182H164ZM237 183V182H236ZM239 183V184H240ZM7 184H9V183H3V182H1L0 183V196L1 197H3L6 201H8V200H11L12 198L15 200L16 198H14V197H12V196H16V197H22L21 199H23V196H26V195H28V193H29V190H28V192L26 191L27 189H24L23 187H22V185H16L15 184V187H14V185H12V184H9V185H7ZM73 184V183H72ZM93 185H94V183H92ZM111 184H113V182L111 183ZM135 184H136V182H135ZM246 184V183H245ZM264 184V179L261 181V182H259V184L257 185V187L258 188H260L261 186H264L263 185ZM27 185V184H26ZM58 185V184H57ZM65 185V184H64ZM68 183H67V187H68ZM99 185V184H98ZM97 185V186H98ZM125 185V184H124ZM242 185H244L243 183H242ZM21 186V187H20ZM24 186V185H23ZM45 186H46V184H45ZM53 186V185H52ZM75 186V185H74ZM107 186V185H106ZM109 186V185H108ZM113 186V185H112ZM117 187H118V185H116ZM131 186H133V185H131ZM158 186H159V184H158ZM175 186V187H176ZM92 187V186H91ZM94 187V186H93ZM96 187V186H95ZM102 187H105L104 185L102 186ZM114 187V186H113ZM121 187L122 186H120V189H121ZM138 187V186H137ZM160 187V186H159ZM197 187V186H196ZM214 187V188H215ZM55 188V187H54ZM98 188V187H97ZM110 188V187H109ZM115 188V187H114ZM123 188V187H122ZM125 188H127V187H125ZM132 188V187H131ZM136 188V187H135ZM167 188V187H166ZM201 188V187H200ZM105 189H106V187H105ZM108 189V188H107ZM130 189V188H129ZM140 189V188H139ZM161 189H162V186H161ZM164 189V188H163ZM162 189V190H163ZM171 189V188H170ZM195 189V188H194ZM213 189V188H212ZM212 189H211V191H212ZM112 190V189H111ZM115 190H116V188H115ZM123 190V189H122ZM169 190V189H168ZM204 190V189H203ZM13 191H17V193L18 194H15ZM67 191H70V190H67ZM71 191H72V189H71ZM109 191H110V189H109ZM114 191V190H113ZM113 191H111L112 193H113ZM117 191V190H116ZM130 191V190H129ZM142 191L140 192V193H138L139 195H138V203H139V205H140V203H142V202H144V200L142 199V198H140L139 196H141V195H143L142 194ZM164 191V190H163ZM165 191H166V189H165ZM174 191V190H173ZM177 191V190H176ZM210 191V190H209ZM14 193V195H12L13 193ZM61 192V191H60ZM175 192V191H174ZM196 192V191H195ZM205 192V191H204ZM35 193V192H34ZM123 193V192H122ZM134 194H135V192H133ZM145 193V192H144ZM171 193H172V191H171ZM179 193V194H180ZM212 193V192H211ZM37 194V193H36ZM39 194V193H38ZM163 194V193H162ZM167 194V193H166ZM196 194V193H195ZM216 194V193H215ZM19 195V196H18ZM41 195V194H40ZM113 195H114V193H113ZM117 195V194H116ZM130 195H131V193H130ZM129 195V196H130ZM176 195V194H175ZM188 195V194H187ZM203 195H204V193H203ZM209 195V194H208ZM39 196V195H38ZM42 196L44 197V195L42 194ZM100 196V195H99ZM128 196V197H129ZM134 196H137V195H134ZM152 196V195H151ZM164 196H165V194H164ZM168 196H170V194H168ZM180 196V195H179ZM181 196H183L184 197V195H181ZM185 196H186V194H185ZM190 196V195H189ZM205 196H207V195H205ZM211 196V195H210ZM218 196H217V198H218ZM28 197V196H27ZM26 197V198H27ZM46 197V196H45ZM44 197V198H45ZM48 197V196H47ZM119 197H121V196H119ZM133 197V196H132ZM131 197V198H132ZM143 197V196H142ZM158 197V196H157ZM212 197V196H211ZM216 197V196H215ZM28 198H30V197H28ZM40 198V197H39ZM134 198V197H133ZM136 198V197H135ZM160 198H161V196H160ZM167 198H169V197H167ZM166 198V199H167ZM171 198V197H170ZM178 198V197H177ZM186 198V197H185ZM184 198V199H185ZM236 198V200L234 201V202H232V203H228L231 199H235ZM18 199V198H17ZM42 199V201H43V198H41ZM47 199V198H46ZM114 199H115V197H114ZM120 199V198H119ZM40 200V199H39ZM48 200V199H47ZM55 200V199H54ZM123 200V199H122ZM121 200V201H122ZM124 200H125V197H124ZM146 200V199H145ZM147 200H149V199H147ZM153 200V199H152ZM152 200H151V202H152ZM159 200V199H158ZM172 199H170V201H171ZM188 200V199H187ZM5 201V202H6ZM13 201V200H12ZM20 201V200H19ZM23 201V200H22ZM26 201V200H25ZM100 201V200H99ZM98 201V202H99ZM117 201H119V200H117ZM134 201H136V200H134ZM175 201V200H174ZM220 201V200H219ZM32 202V201H31ZM35 202V201H34ZM68 202V201H67ZM127 202V201H126ZM132 202H133V200H132ZM149 202V201H148ZM155 202V201H154ZM177 202V201H176ZM183 202V201H182ZM187 202V201H186ZM193 202V201H192ZM217 202V201H216ZM13 203V202H12ZM20 203V202H19ZM18 203V204H19ZM27 203H29V202H27ZM111 203L113 204V202L111 201ZM110 203V204H111ZM22 204V203H21ZM35 204V203H34ZM68 204V203H67ZM98 204V203H97ZM97 204H95V206L97 205ZM131 204V203H130ZM134 204V203H133ZM152 204V203H151ZM66 205V204H65ZM64 205V206H65ZM114 205V204H113ZM113 205H111V206H113ZM122 205V204H121ZM120 205V206H121ZM125 205V204H124ZM129 205V204H128ZM134 205H136V204H134ZM149 205V204H148ZM147 205V206H148ZM109 206V205H108ZM127 206V205H126ZM130 206V205H129ZM141 206H143V205H141ZM137 207V206H136ZM156 207V206H155ZM159 207V206H158ZM86 208V207H85ZM102 208V207H101ZM114 208H115V205H114ZM123 208H125V207H123ZM127 208V207H126ZM141 208V207H140ZM14 209V208H13ZM113 209V208H112ZM147 209V208H146ZM2 210V209H1ZM7 210V209H6ZM95 210H97L98 211V209H96L95 208ZM136 210V209H135ZM142 210V209H141ZM144 210H145V208H144ZM232 210V211H231ZM101 211V210H100ZM100 211H98V212H100ZM117 211V210H116ZM130 211V210H129ZM155 211V210H154ZM2 212V211H1ZM97 212V213H98ZM122 212V211H121ZM126 212H128L127 211V209H126ZM134 212V211H133ZM140 212V211H139ZM148 212V211H147ZM95 213H96V211H95ZM111 213V212H110ZM114 213V212H113ZM112 213V214H113ZM123 213V212H122ZM163 213V212H162ZM118 215L120 214V213H117ZM129 214V213H128ZM215 214V213H214ZM50 215V214H49ZM48 215V216H49ZM123 215V214H122ZM133 215V214H132ZM138 215V214H137ZM46 216V215H45ZM53 216V215H52ZM108 216V215H107ZM124 216V215H123ZM143 216V215H142ZM44 217V216H43ZM50 217V216H49ZM109 218H110V216H108ZM120 217V216H119ZM129 217V216H128ZM29 218V217H28ZM91 218V217H90ZM105 218H107V217H105ZM112 218V217H111ZM121 218V217H120ZM136 218V217H135ZM173 218V217H172ZM41 219V218H40ZM46 219V218H45ZM49 219V218H48ZM73 219V218H72ZM176 219H178L177 217H176ZM35 220H37V219H35ZM108 220V219H107ZM110 220V219H109ZM126 220H128V219H126ZM125 220V221H126ZM163 220V219H162ZM211 220V219H210ZM213 220V219H212ZM45 221V220H44ZM111 221V220H110ZM114 221V220H113ZM113 221H112V223H113ZM116 221V220H115ZM119 221H121V220H119ZM124 221V220H123ZM132 221V220H131ZM118 222V221H117ZM183 222V221H182ZM36 223V222H35ZM38 223V222H37ZM44 223V222H43ZM59 223V222H58ZM62 223V222H61ZM79 223V222H78ZM123 223H125V222H123ZM135 223V222H134ZM133 223V224H134ZM31 224H32V222H31ZM52 224V223H51ZM205 224V225H206ZM24 225V224H23ZM33 225V224H32ZM41 225V224H40ZM129 225H130V223H129ZM182 225V224H181ZM183 225H184V223H183ZM182 225V226H183ZM49 226V225H48ZM62 226V225H61ZM122 226H125V225H123L122 224ZM127 226V225H126ZM140 226V225H139ZM162 226V225H161ZM14 227V226H13ZM12 227V228H13ZM19 227V226H18ZM24 227H25V225H24ZM26 227H27V225H26ZM29 227V226H28ZM45 227V226H44ZM47 227V226H46ZM117 227V226H116ZM130 227H132L131 225H130ZM142 227V226H141ZM213 227V228H212ZM8 228H10V227H8ZM53 228V227H52ZM54 228H56V227H54ZM175 228V227H174ZM50 229H51V227H50ZM120 229V228H119ZM122 229V228H121ZM120 229V230H121ZM124 229V228H123ZM136 229L138 230V228H135L134 230L136 231ZM162 229V228H161ZM178 229V228H177ZM183 229V228H182ZM216 229V228H215ZM40 230V229H39ZM48 230H49V228H48ZM163 230H164V228H163ZM46 231V230H45ZM104 231V230H103ZM127 231V230H126ZM139 231V230H138ZM191 231H193V230H191ZM32 232V231H31ZM51 232H53V231H51ZM62 231H60V233H61ZM124 232V231H123ZM129 232V231H128ZM141 232H143V231H141ZM146 232V231H145ZM144 232V233H145ZM176 232V231H175ZM10 233V232H9ZM18 233V232H17ZM28 233H30V232H28ZM54 233V232H53ZM56 233V232H55ZM67 233V232H66ZM112 233V232H111ZM130 233V232H129ZM143 233V234H144ZM192 233V232H191ZM39 234V233H38ZM62 234V233H61ZM117 234H120V233H117ZM135 234V233H134ZM152 234V233H151ZM175 234H177V233H175ZM178 234H179V232H178ZM16 235H19V234H16ZM34 235V234H33ZM122 235V234H121ZM174 235V234H173ZM189 236V238H191L193 235H194V233H192V234H188ZM36 236V235H35ZM147 236H149V234L147 235ZM152 236V235H151ZM163 236V235H162ZM213 236V237H212ZM145 237V236H144ZM12 238V237H11ZM54 238V237H53ZM119 238V237H118ZM127 238V237H126ZM130 238V237H129ZM1 239V238H0ZM5 239V238H4ZM13 239H15V238H13ZM22 239V238H21ZM63 239L64 238H62L61 240L63 241ZM80 239V238H79ZM153 239H155V238H153ZM61 240H59V241H61ZM119 240V239H118ZM12 241V240H11ZM66 241V239L63 241V242H65ZM157 241V240H156ZM176 241L177 242H179L180 241V238H176ZM9 243H10V240H9ZM12 243V242H11ZM132 243V242H131ZM176 243V242H175ZM49 244V243H48ZM52 244V243H51ZM55 244V243H54ZM53 244V245H54ZM56 244H58V246L59 245H61L60 243H56ZM55 244V245H56ZM177 244V243H176ZM140 245V244H139ZM40 246V245H39ZM50 246V245H49ZM58 246H55V249L56 248H59V249H61V248H63L62 246H60V247H58ZM112 246V245H111ZM142 246V245H141ZM173 246H175L174 244H173ZM116 247V246H115ZM143 247H144V245H143ZM176 247V246H175ZM15 248V247H14ZM65 248H67L68 249V247H65ZM86 248V247H85ZM2 249H4V248H2ZM23 249V248H22ZM55 249H54V251H55ZM67 249H66V251H67ZM76 249V248H75ZM88 249V248H87ZM25 250V249H24ZM53 250V249H52ZM32 251V250H31ZM62 251H64V250H62ZM9 252V251H8ZM17 252H20V251H17ZM16 252V253H17ZM21 252H23V250H21ZM29 252V251H28ZM56 252H57V249H56ZM65 252V251H64ZM14 253V252H13ZM12 253V258H13V254ZM24 253V252H23ZM33 253V252H32ZM40 253V252H39ZM51 253V252H50ZM49 253V254H50ZM60 253H61V251H60ZM73 253H75V252H73ZM21 254V253H20ZM28 254V253H27ZM46 254V253H45ZM89 254V253H88ZM130 254V253H129ZM11 255V254H10ZM22 255V254H21ZM24 255V254H23ZM34 255H38V254H34ZM40 255H41V253H40ZM66 255V254H65ZM79 255H81V254H79ZM90 255V254H89ZM8 256V255H7ZM17 256V255H16ZM27 256V255H26ZM42 256V255H41ZM51 256V255H50ZM20 257V256H19ZM30 257V256H29ZM122 257V256H121ZM124 257V256H123ZM5 258V257H4ZM8 258H9V256H8ZM31 258V257H30ZM14 259V258H13ZM27 259V258H26ZM54 259V258H53ZM7 260V259H6ZM20 260H22V262H23V259L21 258ZM28 260V259H27ZM33 260V259H32ZM44 260V259H43ZM55 260H56V258H55ZM110 260V259H109ZM5 261V260H4ZM10 261V260H9ZM26 261V260H25ZM42 261V260H41ZM13 262H16V261H13ZM29 262H30V260H29ZM32 263V262H31ZM66 263V262H65ZM71 263V262H70ZM144 263V262H143ZM30 264V263H29ZM33 264V263H32ZM42 264V263H41ZM49 264V263H48ZM75 264V263H74ZM229 264V263H228Z\"/></svg>","mask_w":264,"mask_h":264},{"label":"crops","instance_id":"3","mask_svg":"<svg viewBox=\"0 0 264 264\" xmlns=\"http://www.w3.org/2000/svg\"><path fill=\"white\" fill-rule=\"evenodd\" d=\"M240 260V255L237 257V259L234 261V263L233 264H238V261ZM241 264H244V263H241Z\"/></svg>","mask_w":264,"mask_h":264}]
</instances>
